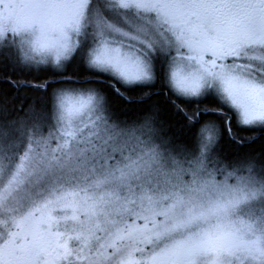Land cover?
<instances>
[{
  "label": "snow or ice",
  "instance_id": "6c2138e0",
  "mask_svg": "<svg viewBox=\"0 0 264 264\" xmlns=\"http://www.w3.org/2000/svg\"><path fill=\"white\" fill-rule=\"evenodd\" d=\"M0 68V264H264V0H0Z\"/></svg>",
  "mask_w": 264,
  "mask_h": 264
},
{
  "label": "trees",
  "instance_id": "16d2710c",
  "mask_svg": "<svg viewBox=\"0 0 264 264\" xmlns=\"http://www.w3.org/2000/svg\"><path fill=\"white\" fill-rule=\"evenodd\" d=\"M71 70V69H70ZM11 76L13 80H33L41 79L45 76V73H35L29 72L23 69L12 71L5 70L0 68V93H7L9 96L17 93V90L7 81V78ZM29 90L21 88L19 90L20 95H24ZM205 103H208L205 101ZM203 106V105H201ZM196 105H191V108H195ZM174 111L169 108L168 113L165 114V119L168 121L166 124V130L169 131L170 134H174L181 139L184 138L185 135H190L188 130L185 128L183 132L180 131L182 124L184 123L179 115H170V113ZM208 119H215V117H208ZM233 130L237 133L238 136L241 137H255V143L253 144H245L242 149H236L233 145L229 144L227 139L222 141L221 147L224 149L225 153H231L235 151L248 152L250 150H259L261 145H264V130L256 129L253 131L249 130H239L235 127V122L233 121ZM47 132V128H45V133Z\"/></svg>",
  "mask_w": 264,
  "mask_h": 264
},
{
  "label": "rangeland",
  "instance_id": "374dc122",
  "mask_svg": "<svg viewBox=\"0 0 264 264\" xmlns=\"http://www.w3.org/2000/svg\"><path fill=\"white\" fill-rule=\"evenodd\" d=\"M257 207H259V204H257Z\"/></svg>",
  "mask_w": 264,
  "mask_h": 264
}]
</instances>
